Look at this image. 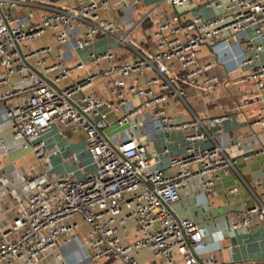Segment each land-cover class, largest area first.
<instances>
[{
	"label": "built area",
	"instance_id": "2783aa9c",
	"mask_svg": "<svg viewBox=\"0 0 264 264\" xmlns=\"http://www.w3.org/2000/svg\"><path fill=\"white\" fill-rule=\"evenodd\" d=\"M166 3L190 9L189 0H163L157 7ZM140 4L141 0H0V104L6 107L14 140L31 150L40 168L23 179L28 194L25 214L10 228L0 227V264H50L49 252L61 238L66 243L78 239L79 252L90 261L114 257L122 264H143L136 255L148 252L154 258L151 264H224L206 252L200 225L173 209L188 183L205 178L203 190L212 194L215 180L239 165L227 150L234 142H225L229 116L200 117L188 104L187 89L232 93L223 89L211 63L199 61L201 48L207 47L215 54L227 52L223 64H235L232 72L250 66V80L264 92V47L254 41L264 38V0H206L205 7L217 11L212 18L176 15L167 20L164 13L158 14L160 23L150 47L134 38L141 20L124 28L126 13ZM157 7L146 11L144 19L153 18ZM49 32L56 46L67 49L66 58L75 59L72 66L57 56L53 45L31 51V41ZM99 37L117 43L122 62L87 71L88 65L116 58L110 50L100 53L92 47ZM240 42L245 47L237 53L233 46ZM83 70L84 76L71 81ZM140 76H146L142 85L128 81ZM99 80L106 82L115 104L93 91ZM177 102L190 110V120L170 112ZM148 121L164 133L187 132L185 153L170 158L168 171L158 167V159L141 141L142 134L150 138L144 131ZM56 124L84 133L95 170L82 180L70 174L54 178L45 166L42 136ZM113 126L119 131L111 138L108 131ZM257 126L264 129V121L250 124ZM203 142L209 145L203 147ZM242 143L239 139L236 145ZM1 148L8 151L4 144ZM262 153L264 144L243 159ZM256 219L264 221V194L232 222V229L251 228ZM131 223L133 228L122 235ZM84 225L88 229L80 237ZM86 247L89 252L83 251Z\"/></svg>",
	"mask_w": 264,
	"mask_h": 264
},
{
	"label": "crops",
	"instance_id": "0c3cea01",
	"mask_svg": "<svg viewBox=\"0 0 264 264\" xmlns=\"http://www.w3.org/2000/svg\"><path fill=\"white\" fill-rule=\"evenodd\" d=\"M153 1L141 0L139 6L131 9L125 15L127 19L125 30L141 20L135 30L134 37L138 42L144 40L147 47L155 43L153 32L159 22L158 14L162 13L157 7L161 2L153 4ZM189 1L190 9L174 8L175 16H182L184 19L193 15H201L203 18L216 16L217 11L205 7L206 0ZM155 7H157L155 16L144 19L145 12ZM29 12V10H24L25 14ZM120 15L119 12L118 22H121ZM248 34L251 39L254 37L253 31L250 30ZM138 35L142 39H138ZM101 39L103 38L97 39L92 47L97 52L110 50L114 52L116 58L112 63L103 62L99 65H88L87 71H95L122 62V53L117 43L110 40L111 45L103 46ZM42 40H46L42 47L53 45L57 56L64 59L67 65L72 66V61L75 59L66 58L67 49L56 46L53 33H47ZM254 41L264 47V38H256ZM28 46L30 47L31 44ZM244 47L245 42L235 43L233 46L237 53H241ZM200 51L199 61L211 63L212 73L220 77L223 89L232 93L213 95L188 88V104L191 110L200 117L223 114L229 116V119L224 123L225 142H234L227 150L233 158L238 159L239 165L237 170L229 171L215 180L212 194H207L203 190L205 178L191 181L180 190L181 199L173 206V209L179 217L191 219L200 225L204 234L206 252L220 263L264 264V221L256 219L251 228L232 229V222L238 216H243L248 209L257 205L258 199H262L264 194V153L250 160L243 159L246 152L257 150L264 144V129L260 126L250 127L254 120L264 121V92H259L254 82L250 80V66L232 72L235 64L230 63L227 66L223 64L229 57L227 52L215 54L207 47H202ZM82 57L84 61H88L85 52ZM52 60L51 57L50 61ZM261 61L264 63V51L261 54ZM87 71L77 72L71 77V81L77 80L79 76H84ZM145 77H132L128 81L142 85L145 82ZM93 91L115 104L116 101L104 80L97 81ZM5 110L6 107L0 104V227L8 229L17 218L23 216L27 211L28 194L23 187L24 177L32 172L40 171V168L37 167L31 150L23 142L14 140L9 122L5 117ZM170 112L184 120L192 118L190 110L180 102L172 104ZM145 126V134L147 133L150 138L142 134L141 141L145 143L149 155H154L158 159V167L163 171H168L170 158L185 153L188 145L185 140L187 132L164 133L159 130L157 124L149 121ZM118 131L117 127L113 126L108 131V135L114 138ZM123 135L127 137L126 133ZM85 139L81 130L65 128L58 124L53 125L43 134L42 140L46 144L45 166L50 169L52 177L70 174L74 179L82 180L95 170L91 155L85 148ZM239 139L243 140V143L236 145ZM2 144L7 146L8 151L1 148ZM208 145L206 142L201 144L203 147ZM234 187L239 189L238 192L229 195L228 192ZM133 226L132 223L128 225L127 229L122 230V235H125L126 231ZM79 235L80 237L84 236L81 233ZM81 247V242L78 239L74 238L66 243L65 239L61 238L57 248L49 252L46 262L50 264L61 262L67 264H122L114 257L97 261L87 260L79 252ZM83 251L89 252L90 249L86 247ZM136 257L143 264H151L154 261L153 256L148 252H140Z\"/></svg>",
	"mask_w": 264,
	"mask_h": 264
},
{
	"label": "rangeland",
	"instance_id": "374dc122",
	"mask_svg": "<svg viewBox=\"0 0 264 264\" xmlns=\"http://www.w3.org/2000/svg\"><path fill=\"white\" fill-rule=\"evenodd\" d=\"M163 0H154L153 1V4H157V3H159V2H162ZM159 8H160V10H161V12L162 13H164V15H165V17H166V19L167 20H169V19H172V18H174V16H175V10H174V8H173V6L171 5V4H169V3H166L164 6H162V7H160L159 6ZM160 22H157V24H159ZM45 36V35H44ZM44 36H42L41 38H38V39H35V40H33V41H31V43H32V46L34 47L31 51H33V50H37V49H40V47H42V45L45 43V41L46 40H42L41 41V39L44 37ZM99 38H103V39H101V44L103 45V46H109V45H111L112 43H110V38H106V37H99ZM105 38V39H104ZM135 38V37H134ZM138 39H142V37H139V35H138ZM44 41V42H43ZM113 41V40H112ZM114 42V41H113ZM140 42V44L141 45H143V46H146L147 47V45L145 44V41L144 40H141V41H139ZM101 53V52H100ZM187 100L189 101V99L187 98ZM183 104V106H185L184 105V103H182ZM87 226L86 225H84L80 230H79V233H81L82 235H86V232H87Z\"/></svg>",
	"mask_w": 264,
	"mask_h": 264
}]
</instances>
